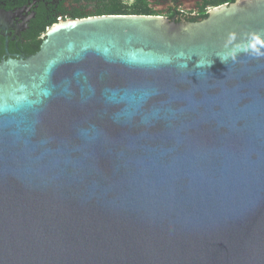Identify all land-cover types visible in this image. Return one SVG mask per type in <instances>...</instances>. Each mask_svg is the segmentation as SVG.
<instances>
[{
	"label": "water",
	"instance_id": "95a60500",
	"mask_svg": "<svg viewBox=\"0 0 264 264\" xmlns=\"http://www.w3.org/2000/svg\"><path fill=\"white\" fill-rule=\"evenodd\" d=\"M39 38L0 62V264H264V0Z\"/></svg>",
	"mask_w": 264,
	"mask_h": 264
},
{
	"label": "trees",
	"instance_id": "16d2710c",
	"mask_svg": "<svg viewBox=\"0 0 264 264\" xmlns=\"http://www.w3.org/2000/svg\"><path fill=\"white\" fill-rule=\"evenodd\" d=\"M7 8L20 5L24 0H1ZM38 3L36 17L28 25V30L23 33V38L27 41V53L34 55L41 43L40 36L58 19H81L89 16L101 15H143V16H163V12H158L156 8L165 4L176 5L181 0H55L46 5V0H36ZM235 0H198L194 3L195 9L188 15L195 16L194 19L183 18L190 22L205 19L210 9L223 4H231ZM31 3L32 0H29ZM57 2V3H56ZM167 12H171L168 7ZM170 16V17H168ZM165 18H173L172 13Z\"/></svg>",
	"mask_w": 264,
	"mask_h": 264
},
{
	"label": "flooded vegetation",
	"instance_id": "af4514ba",
	"mask_svg": "<svg viewBox=\"0 0 264 264\" xmlns=\"http://www.w3.org/2000/svg\"><path fill=\"white\" fill-rule=\"evenodd\" d=\"M53 1L55 0H46V5H48L50 2L53 3ZM37 3L38 1L36 0H32L31 3L29 0H24V2H22L20 5L13 4L11 7L7 8L5 3L0 0V9L13 12L15 15H17V17L12 20L10 24L11 26L8 25L6 30H0V62L7 60L8 58L26 59L31 56L29 53H27V41H25L22 35L28 30L29 23L36 17L35 9L37 6L33 5H36ZM170 4L171 3H169L168 6L166 5L167 8L163 11V16H168L169 13H172V16L174 15V17L180 16L190 20L195 18L194 14L188 15L189 12H185L179 8L182 4L181 2L177 3L176 5L172 4L173 6ZM168 7H171V12H167ZM22 21H26V27L23 31H20V35H17L16 28L22 23Z\"/></svg>",
	"mask_w": 264,
	"mask_h": 264
},
{
	"label": "rangeland",
	"instance_id": "374dc122",
	"mask_svg": "<svg viewBox=\"0 0 264 264\" xmlns=\"http://www.w3.org/2000/svg\"><path fill=\"white\" fill-rule=\"evenodd\" d=\"M198 1V0H197ZM197 1H195V2H197ZM194 1L192 2H189V3H182L181 5H180V9H182L183 11H185V12H193L194 11V9H195V5H194V3H195ZM168 6V4H165V5H163V6H158L157 8H156V10L158 11V12H163L166 8H167V6ZM176 8H178V7H176Z\"/></svg>",
	"mask_w": 264,
	"mask_h": 264
}]
</instances>
